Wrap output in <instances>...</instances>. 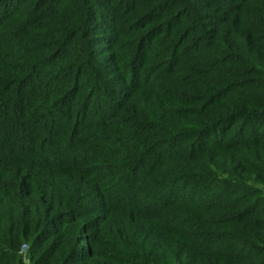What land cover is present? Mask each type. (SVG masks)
<instances>
[{
    "label": "trees",
    "instance_id": "1",
    "mask_svg": "<svg viewBox=\"0 0 264 264\" xmlns=\"http://www.w3.org/2000/svg\"><path fill=\"white\" fill-rule=\"evenodd\" d=\"M24 243L264 264V0H0V264Z\"/></svg>",
    "mask_w": 264,
    "mask_h": 264
},
{
    "label": "rangeland",
    "instance_id": "2",
    "mask_svg": "<svg viewBox=\"0 0 264 264\" xmlns=\"http://www.w3.org/2000/svg\"><path fill=\"white\" fill-rule=\"evenodd\" d=\"M31 2V1H30ZM29 2V3H30ZM108 16H110V13L107 12ZM104 25V24H102ZM107 26L110 28L111 26V22L109 21L107 23ZM111 30H109L108 28L105 30H102L99 32V36H101V39L99 41H102V43L96 45V47L92 48V50H95L97 53V58L99 61H103V59L105 58V56L107 57V53H110V51H108V49L110 48V42H112L113 38L110 34ZM250 128V127H248ZM23 246H26L25 251L23 250ZM28 244L24 243L23 245H21V248L19 250V254L20 256L23 258L24 262L27 264H30V250H29Z\"/></svg>",
    "mask_w": 264,
    "mask_h": 264
},
{
    "label": "built area",
    "instance_id": "3",
    "mask_svg": "<svg viewBox=\"0 0 264 264\" xmlns=\"http://www.w3.org/2000/svg\"><path fill=\"white\" fill-rule=\"evenodd\" d=\"M26 246H23V250L25 251Z\"/></svg>",
    "mask_w": 264,
    "mask_h": 264
}]
</instances>
